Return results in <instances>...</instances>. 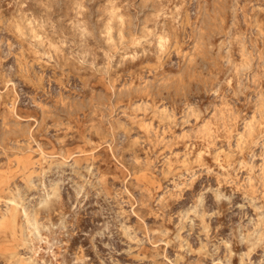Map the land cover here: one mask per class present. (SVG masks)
I'll use <instances>...</instances> for the list:
<instances>
[{
    "label": "rangeland",
    "instance_id": "1",
    "mask_svg": "<svg viewBox=\"0 0 264 264\" xmlns=\"http://www.w3.org/2000/svg\"><path fill=\"white\" fill-rule=\"evenodd\" d=\"M0 264H264V0H0Z\"/></svg>",
    "mask_w": 264,
    "mask_h": 264
},
{
    "label": "bare ground",
    "instance_id": "2",
    "mask_svg": "<svg viewBox=\"0 0 264 264\" xmlns=\"http://www.w3.org/2000/svg\"><path fill=\"white\" fill-rule=\"evenodd\" d=\"M163 40V39H162ZM53 54V53H52ZM40 59V58H39ZM46 62V61H45ZM44 154V153H43ZM57 183V182H56ZM16 188V187H15ZM21 199V198H20ZM24 204V203H23ZM8 206V205H7ZM27 208V207H26ZM5 212V211H4ZM32 215V214H31ZM35 221V220H34ZM37 230V229H36ZM33 239V238H32ZM29 254V253H28Z\"/></svg>",
    "mask_w": 264,
    "mask_h": 264
}]
</instances>
